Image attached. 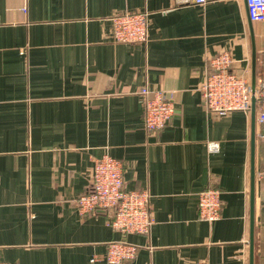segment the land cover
Instances as JSON below:
<instances>
[{"label":"crops","instance_id":"0c3cea01","mask_svg":"<svg viewBox=\"0 0 264 264\" xmlns=\"http://www.w3.org/2000/svg\"><path fill=\"white\" fill-rule=\"evenodd\" d=\"M125 11L149 13L145 43L111 39L107 19ZM223 49L251 78L264 23L249 20L245 0H0V261L106 264L107 244L123 237L110 214L80 215L76 199L107 154L123 162L126 189L150 195L154 222L124 237L138 247L127 264H250L253 130V264H264L261 128L239 111L209 113L199 91ZM143 86L175 105L159 131L143 127ZM207 187L223 201L212 223L198 218Z\"/></svg>","mask_w":264,"mask_h":264},{"label":"built area","instance_id":"2783aa9c","mask_svg":"<svg viewBox=\"0 0 264 264\" xmlns=\"http://www.w3.org/2000/svg\"><path fill=\"white\" fill-rule=\"evenodd\" d=\"M213 0H174L177 5H205ZM250 21L264 23V0H245ZM110 37L117 43H145L149 36V13L120 12L107 19ZM234 59L229 49H223L207 62L199 85L202 102L215 116L239 111L250 115L252 98L255 100V121L261 130L257 134L264 146V50L256 62L255 89L251 91L250 78L232 70ZM136 94L142 106V124L148 132L159 131L176 115L173 101L161 90L141 87ZM211 152L218 145H209ZM264 180V167L257 172ZM198 218L212 223L221 217L223 201L220 190L207 187L198 193ZM80 215L93 212L111 215L108 225L121 234L122 240L109 242L103 260L106 264H127L135 259L138 247L124 240L127 235H148L154 219L150 195L146 190H128L124 187V164L104 154L93 161L89 187L76 199ZM96 259L92 258L91 262ZM0 264H9L0 261ZM180 264H208L207 261H189Z\"/></svg>","mask_w":264,"mask_h":264},{"label":"water","instance_id":"95a60500","mask_svg":"<svg viewBox=\"0 0 264 264\" xmlns=\"http://www.w3.org/2000/svg\"><path fill=\"white\" fill-rule=\"evenodd\" d=\"M256 57L255 53L252 56L251 62V78L250 85L251 91L255 89V71H256ZM251 119L254 122L255 119V100L252 98L251 104ZM254 154H255V142H254V132L252 130L251 139V160H250V223H249V262L253 264V241H254Z\"/></svg>","mask_w":264,"mask_h":264}]
</instances>
